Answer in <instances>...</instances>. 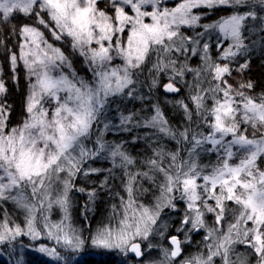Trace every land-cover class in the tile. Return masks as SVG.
<instances>
[{
    "label": "snow or ice",
    "instance_id": "1",
    "mask_svg": "<svg viewBox=\"0 0 264 264\" xmlns=\"http://www.w3.org/2000/svg\"><path fill=\"white\" fill-rule=\"evenodd\" d=\"M0 264H264V0H0Z\"/></svg>",
    "mask_w": 264,
    "mask_h": 264
},
{
    "label": "trees",
    "instance_id": "2",
    "mask_svg": "<svg viewBox=\"0 0 264 264\" xmlns=\"http://www.w3.org/2000/svg\"><path fill=\"white\" fill-rule=\"evenodd\" d=\"M81 203H83V201H81Z\"/></svg>",
    "mask_w": 264,
    "mask_h": 264
}]
</instances>
